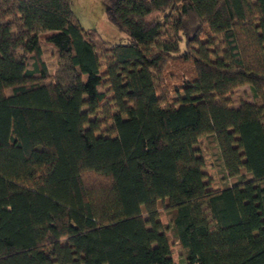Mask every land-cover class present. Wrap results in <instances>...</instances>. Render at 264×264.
Listing matches in <instances>:
<instances>
[{
  "label": "trees",
  "instance_id": "16d2710c",
  "mask_svg": "<svg viewBox=\"0 0 264 264\" xmlns=\"http://www.w3.org/2000/svg\"><path fill=\"white\" fill-rule=\"evenodd\" d=\"M105 1L0 0V264H264V0Z\"/></svg>",
  "mask_w": 264,
  "mask_h": 264
},
{
  "label": "rangeland",
  "instance_id": "374dc122",
  "mask_svg": "<svg viewBox=\"0 0 264 264\" xmlns=\"http://www.w3.org/2000/svg\"><path fill=\"white\" fill-rule=\"evenodd\" d=\"M71 9L73 12V20L76 21L85 29H94L99 36L107 43H127L132 41L126 33L119 31L113 24H111L106 17L107 1L105 0H70ZM45 35L41 36V40L44 42L47 55H50L55 48L50 43L46 42ZM50 57V56H49ZM52 68L50 72L55 73L56 69L60 67L63 61H58L52 58L50 61ZM232 99L235 102L239 100L251 102V92L247 86L239 88L232 94ZM201 152L205 156V163L208 166V172L213 176L214 189H220L223 184L220 182V176L218 175V169L214 166V162L210 157V152L207 149V143L202 139L199 143ZM229 182V181H228ZM232 183V182H229ZM163 223H167V217L163 213L161 216ZM170 237L169 243L173 248V264H182V256L179 254V249L173 244L172 235L167 232ZM78 254H76L77 256Z\"/></svg>",
  "mask_w": 264,
  "mask_h": 264
}]
</instances>
